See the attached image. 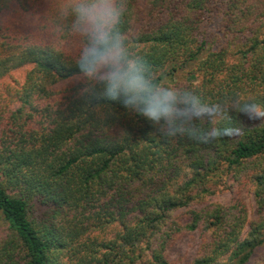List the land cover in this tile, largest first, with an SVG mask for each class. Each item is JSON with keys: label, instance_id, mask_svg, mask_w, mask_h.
Returning a JSON list of instances; mask_svg holds the SVG:
<instances>
[{"label": "trees", "instance_id": "16d2710c", "mask_svg": "<svg viewBox=\"0 0 264 264\" xmlns=\"http://www.w3.org/2000/svg\"><path fill=\"white\" fill-rule=\"evenodd\" d=\"M74 2L0 0V264H176L199 230L189 264H264V0H124L119 31L156 86L245 102L227 113L236 134L209 144L183 120L168 136L79 71ZM232 181L250 185L253 218L243 200L208 203Z\"/></svg>", "mask_w": 264, "mask_h": 264}, {"label": "clouds", "instance_id": "9594fccd", "mask_svg": "<svg viewBox=\"0 0 264 264\" xmlns=\"http://www.w3.org/2000/svg\"><path fill=\"white\" fill-rule=\"evenodd\" d=\"M124 0H75L71 13L73 28L89 39V47L78 62V69L88 79L104 84V96L110 102L119 100L124 108H132L147 120L164 122L166 134L175 136L177 124L188 132L197 143H213L232 138L236 133L227 122L229 108H245V102L237 98L226 109L196 102L195 97L185 94L182 98L167 86H156L146 75L145 63L127 50L119 25L125 14ZM191 104L180 110L178 102ZM211 125L202 130L200 119ZM215 121V124H212ZM188 123L192 128L188 129Z\"/></svg>", "mask_w": 264, "mask_h": 264}, {"label": "rangeland", "instance_id": "374dc122", "mask_svg": "<svg viewBox=\"0 0 264 264\" xmlns=\"http://www.w3.org/2000/svg\"><path fill=\"white\" fill-rule=\"evenodd\" d=\"M23 24L26 26H33L38 23V16L33 18L25 17L21 20ZM25 72L17 71L14 73V78H8L4 81V84L7 85L9 83H14V80L23 81ZM186 80V79H185ZM234 184V181L230 182L229 185ZM250 185L246 182L239 184L235 183L233 189L222 188L219 189L218 193L209 198L208 203H232L233 201L239 199L243 200L246 204L251 217H254V208L255 202L253 198V194L250 189ZM203 240V234L201 231L192 232L180 237V239L176 242L171 252V259L176 262V264H189L197 255L199 248L201 246Z\"/></svg>", "mask_w": 264, "mask_h": 264}]
</instances>
